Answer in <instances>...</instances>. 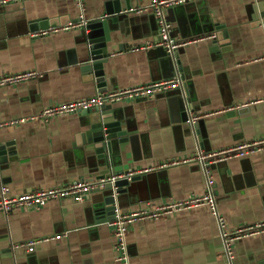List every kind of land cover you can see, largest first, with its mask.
Returning <instances> with one entry per match:
<instances>
[{"label":"crops","instance_id":"obj_1","mask_svg":"<svg viewBox=\"0 0 264 264\" xmlns=\"http://www.w3.org/2000/svg\"><path fill=\"white\" fill-rule=\"evenodd\" d=\"M104 1L84 0L79 6L77 0H24L0 6V77L27 71L41 75L0 87V122L100 93L95 77L81 69L86 49L83 28L40 37L34 34L40 20H63L60 26L82 18L95 20L101 16ZM260 1L264 0H197L165 13L173 38L211 37L179 49L185 81L154 48L131 51L136 44L159 37L151 19V0L132 1L129 16L115 32L114 53L106 65L108 91L172 76L181 80V89L186 82L188 96L179 87L164 95L113 105L126 112L135 133L132 142L122 145L113 172L154 168L173 158L264 138V62L257 60L264 55V18L254 17L252 8ZM224 33L227 37L217 43L218 35ZM82 117L66 115L0 129V144L8 145L9 154L7 162L0 164V190L8 186L9 194L17 195L97 179L90 173L95 154L86 145ZM194 117L200 118L191 121ZM200 121L201 141L193 128ZM212 166L196 162L140 175L133 183L132 203L121 210L146 209L205 194L210 176L219 215L229 231L264 222V151ZM105 194L96 190L80 202L65 198L40 208L0 213V264L264 262V232L236 242L230 259L219 220L208 208L132 224L125 232L129 259L118 261L111 226L97 223L94 213ZM63 233L68 237L41 244L34 252L14 248Z\"/></svg>","mask_w":264,"mask_h":264},{"label":"built area","instance_id":"obj_2","mask_svg":"<svg viewBox=\"0 0 264 264\" xmlns=\"http://www.w3.org/2000/svg\"><path fill=\"white\" fill-rule=\"evenodd\" d=\"M24 0H0V6L9 2H19ZM84 0H77L79 6H82ZM197 0H151L150 8L158 23L159 38L153 42H145L136 44L132 48V52L148 51L153 48L162 47L168 53H174L180 48L190 44L198 43L202 40L211 37H200L191 39H175L171 36V24L165 17V12L169 8H174L178 5H183L188 2ZM80 22L69 23L65 26L50 27L43 29L34 34L35 37H40L50 34H59L74 29H82L88 23L84 18ZM264 62V55L257 59ZM256 60V61H257ZM41 75L34 71L20 72L15 74H7L0 77V87L17 85L29 80L37 79ZM181 80L179 78H168L158 81H153L137 86H131L115 91H106L97 93L94 96L75 100L72 102L59 103L49 106L41 112L25 116L19 119L0 122V129L5 127H15L29 122L44 121L47 122L53 118L81 114L93 109L114 105L119 102H131L143 98H152L158 94L176 90L180 87ZM200 117H194L191 121H195ZM264 151V138H258L249 142H242L236 145L228 146L221 150L213 152H198L190 157L173 158L165 161L159 166L150 168L144 167L141 169H131L126 172L119 173L109 178H97L92 181H75L65 185L54 186L45 189H38L28 193L11 195L9 194L8 186H3L0 190V213L10 214L15 210L27 208H40L52 200L71 198L77 202L83 201L91 192L99 190L106 183L113 182L117 179H132L133 177L146 174L153 169L176 166L182 164H191L199 162L205 167L215 165L222 161H228L233 158H244L251 154ZM210 175V170H207ZM196 208H208L214 215L217 216L227 249V255L230 259L233 258V247L236 242L246 237H254L264 232V222L256 223L251 226H246L234 231H229L226 220L219 215L217 209V200L214 192V180L209 176L208 191L202 195H195L184 200L171 199L162 204L149 206V208L137 209L132 211H122L117 209L116 219L110 223L113 237L116 241L115 250L117 253L116 260L127 262L129 259L127 251V243L125 232L132 224L153 219L156 220L163 215L174 214L181 211H189ZM68 237L67 233L57 234L54 236H46L39 239L29 240L25 243L14 245V248H25L28 252H34L38 246L50 241H59Z\"/></svg>","mask_w":264,"mask_h":264},{"label":"water","instance_id":"obj_3","mask_svg":"<svg viewBox=\"0 0 264 264\" xmlns=\"http://www.w3.org/2000/svg\"><path fill=\"white\" fill-rule=\"evenodd\" d=\"M132 1L133 0H105L101 16L90 22L88 21L83 28L82 41L86 49L84 58H82L81 61V69L83 72L89 74L92 79L95 77L100 93L108 91L106 65H108L114 53L112 50V43H115V32L119 30L121 21L129 16L128 12L132 10ZM189 3L191 2L186 3L184 6ZM178 6L181 7V5ZM252 8L254 17L264 18V1H260L257 4L254 3ZM171 11H173V8L166 10V12L169 13ZM151 19L155 22L156 29L158 30V23L155 16L153 15ZM60 21L61 22H58L57 19L40 20L37 24L38 26L36 25L35 27L37 31L50 27H57L60 26V23H64L62 22L63 20ZM224 36L227 37L225 33L224 35L219 34L217 43H220V40L223 39ZM153 51L161 52L162 56L169 62V68H173L175 73H179L182 80L185 81L186 76L183 72L184 68L179 57V50L174 53H168L164 48L158 47L154 48ZM175 73L174 75H176ZM170 77L172 76H168L164 79ZM179 90H184L188 96L186 82L183 83V89L180 87ZM186 93L184 96L185 100ZM161 95H164V93ZM186 102L191 109L190 103L187 100ZM191 111L193 110L191 109ZM81 116H83L80 121L81 127L87 130L86 145L90 147L92 154H95V158L92 159V163L89 167L90 173L92 175L96 174L97 178H109L117 175L116 172L112 171V169L117 166L116 158L121 157L122 145L132 142L135 136V133L131 130L128 123L126 112H124V110L115 109L113 105H108L88 112H82ZM186 119L188 120L189 118ZM201 126L202 122L200 121L194 124L193 127L198 136ZM198 139L200 140V136ZM7 147L8 145L0 144V164L8 160L9 154L7 152ZM215 165L212 167H216ZM102 171L108 172L101 174ZM140 178L141 176H136L132 179H117L113 182L106 183L102 188L97 190L106 192V196H104L103 200L100 202L102 206L94 209V213L98 220L97 223L110 224L115 221L117 209L125 208L129 203H132L134 194V189L132 188L133 183L138 182ZM260 264H264V262Z\"/></svg>","mask_w":264,"mask_h":264}]
</instances>
